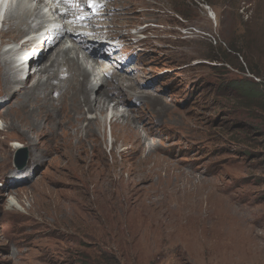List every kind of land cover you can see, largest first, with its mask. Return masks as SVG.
I'll return each mask as SVG.
<instances>
[{"label":"rangeland","instance_id":"374dc122","mask_svg":"<svg viewBox=\"0 0 264 264\" xmlns=\"http://www.w3.org/2000/svg\"><path fill=\"white\" fill-rule=\"evenodd\" d=\"M98 3L88 10L108 22ZM136 7L124 46L84 38L123 80L116 110L147 123L140 146L110 148L111 101L97 146L67 161L0 96V264H264V86L228 50L264 65V0ZM8 37L2 49L17 48ZM32 103L53 128L37 110L51 103Z\"/></svg>","mask_w":264,"mask_h":264},{"label":"bare ground","instance_id":"6f19581e","mask_svg":"<svg viewBox=\"0 0 264 264\" xmlns=\"http://www.w3.org/2000/svg\"><path fill=\"white\" fill-rule=\"evenodd\" d=\"M58 1L65 9L60 11L57 4L49 5L44 0H17L14 2L15 8L10 7L7 11L2 23L6 33L1 37L10 35L8 45L15 44L24 36L28 37L19 48L0 49V81L4 82L0 96L6 100L12 99L7 108L16 107L17 112H21L20 123H25L34 135L38 130L37 138L48 131L49 152L55 156L59 152L67 161L76 158L83 161L82 153L97 146L95 136H100V128L105 123L103 116L109 110L108 103L111 101H114V105L106 121L111 138L110 148L117 144L125 149L140 146L146 138L140 135V131L147 136V123L133 119L126 110H116L118 105H123V80L120 77L107 79L108 66L90 59L84 37L89 35L93 39L118 40L124 46L129 34L122 32L133 25L125 20L137 10L139 13L144 11L145 7H136L144 0H105L103 5L98 3L97 7L104 8L107 15L113 12L109 18L106 15L108 22L101 21L99 14L88 10V0ZM45 9H48L49 15L41 14ZM115 50L113 47V52ZM48 53L50 56L42 61ZM26 65L28 69H25ZM31 67L39 69L31 73ZM24 73L26 77L22 78ZM43 75L47 76L45 81ZM28 81L31 82L30 86H27ZM54 96H58L56 103ZM33 97L51 103L37 110L48 111L49 117L54 120L53 128L43 126L48 114L35 111ZM136 177L139 179V176ZM193 209L197 210L198 207ZM192 217L198 218L196 215Z\"/></svg>","mask_w":264,"mask_h":264},{"label":"trees","instance_id":"16d2710c","mask_svg":"<svg viewBox=\"0 0 264 264\" xmlns=\"http://www.w3.org/2000/svg\"><path fill=\"white\" fill-rule=\"evenodd\" d=\"M228 50H229V53H233V56H235V55H238V56H240V57H242L243 58V60H242V63H245V67H246V70H247V72L250 74V75H252L253 77H255V78H257L258 80H259V83L258 84H256L255 86L256 87H262V86H264V65H262V66H258V65H256V67H254L253 66V68L251 69L250 68V62H249V58H247V55L246 54H244V52L243 51H240V52H238V51H236V49L235 48H231V47H228ZM242 50H245V48H242ZM242 54V55H241ZM235 59V58H234ZM236 60V59H235ZM228 64H231V63H229L228 62ZM232 65V64H231ZM248 66V68H247V66ZM254 65V64H253ZM233 66V65H232ZM241 67V66H240ZM237 69H239V68H237ZM241 72H242V69L240 68L239 69ZM243 89L245 90V91H248V88L247 87H243ZM260 107H262V105H259Z\"/></svg>","mask_w":264,"mask_h":264},{"label":"clouds","instance_id":"9594fccd","mask_svg":"<svg viewBox=\"0 0 264 264\" xmlns=\"http://www.w3.org/2000/svg\"><path fill=\"white\" fill-rule=\"evenodd\" d=\"M96 2H97V1H96ZM96 2H95V3H96ZM95 3H92V4H95ZM0 37H1V35H0ZM1 39H2V38H1ZM24 39H26V37H24V38L21 39V40H24ZM21 40H20V41H21ZM1 42H2V40H1ZM18 43H19V41H18ZM2 45H4V44L2 43Z\"/></svg>","mask_w":264,"mask_h":264}]
</instances>
